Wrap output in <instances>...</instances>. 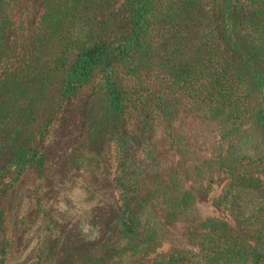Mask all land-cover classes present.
<instances>
[{
	"label": "trees",
	"instance_id": "trees-1",
	"mask_svg": "<svg viewBox=\"0 0 264 264\" xmlns=\"http://www.w3.org/2000/svg\"><path fill=\"white\" fill-rule=\"evenodd\" d=\"M17 1L0 0V184L42 171L48 127L90 84L85 136L114 161L110 219L56 264H264V0H216V33L208 0H45L29 56L7 70ZM223 173L214 201L237 230L196 209Z\"/></svg>",
	"mask_w": 264,
	"mask_h": 264
},
{
	"label": "rangeland",
	"instance_id": "rangeland-1",
	"mask_svg": "<svg viewBox=\"0 0 264 264\" xmlns=\"http://www.w3.org/2000/svg\"><path fill=\"white\" fill-rule=\"evenodd\" d=\"M44 4L45 0L17 1L12 25L5 30L7 42L16 40L17 55L8 63L7 70L22 64L21 59L29 56ZM206 6L216 33L220 16L218 1L208 0ZM139 76L147 87L164 90V80L153 69L144 68ZM90 85L82 87L76 97L67 101L48 127L43 141L46 161L42 171L37 173L28 169L18 181L0 184V256H3V264H56L58 255L69 250L72 244L80 243L90 232L91 223L102 228L110 219L106 203L113 201L111 174L114 161L110 145L103 144V147L99 146L101 150H97L88 144L85 136L88 114L96 104V95H92ZM127 126V120L123 119L121 133ZM77 157L84 168L74 162ZM225 180L224 173L219 178L205 180L204 185L209 188L197 196L196 209L201 216L217 217L237 230L234 217L214 201ZM167 227L180 240L187 241L189 227L186 224L174 222ZM166 249L167 245H164L155 253ZM45 255L52 260H45Z\"/></svg>",
	"mask_w": 264,
	"mask_h": 264
}]
</instances>
